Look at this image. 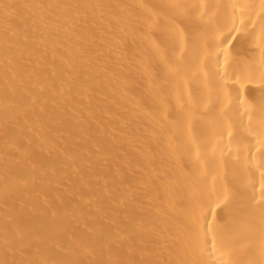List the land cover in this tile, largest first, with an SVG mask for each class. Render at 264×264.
Segmentation results:
<instances>
[{"label":"bare ground","instance_id":"6f19581e","mask_svg":"<svg viewBox=\"0 0 264 264\" xmlns=\"http://www.w3.org/2000/svg\"><path fill=\"white\" fill-rule=\"evenodd\" d=\"M0 264H264V0H0Z\"/></svg>","mask_w":264,"mask_h":264}]
</instances>
